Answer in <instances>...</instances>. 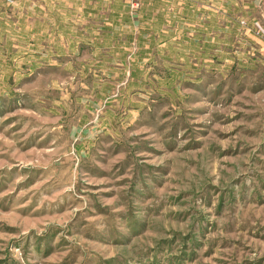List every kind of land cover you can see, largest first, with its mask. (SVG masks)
<instances>
[{
	"label": "rangeland",
	"instance_id": "374dc122",
	"mask_svg": "<svg viewBox=\"0 0 264 264\" xmlns=\"http://www.w3.org/2000/svg\"><path fill=\"white\" fill-rule=\"evenodd\" d=\"M126 1L0 0V264H264V0Z\"/></svg>",
	"mask_w": 264,
	"mask_h": 264
},
{
	"label": "crops",
	"instance_id": "0c3cea01",
	"mask_svg": "<svg viewBox=\"0 0 264 264\" xmlns=\"http://www.w3.org/2000/svg\"><path fill=\"white\" fill-rule=\"evenodd\" d=\"M146 1V6L149 8L159 7V5L161 8L165 7L163 4L165 3L164 0ZM166 2L178 4V1L175 0ZM39 3L42 4V9L39 8ZM185 3L187 2H182L178 5H189V3ZM29 4L31 8V13L29 12L30 18L33 19V21H30L31 33L35 36H40V38H38L40 41L50 40V38L55 35L62 36L61 39L65 43V47H69L70 49L72 47L71 45H73L72 43L76 42L72 39L73 35L80 36L82 39L84 38L82 30L88 34L93 31V28L97 30L98 28L101 30L108 29L105 26L107 23L104 22L102 14L100 13L101 10L108 11L106 21L113 24L115 23L113 17H119L120 13L123 17L127 19L130 18L128 15L130 7L126 0H29ZM1 16H3V13ZM110 17H112V19H110ZM39 18H42V20H39ZM1 24L4 25L3 20ZM73 26H79L81 30H77V27L72 30L71 27ZM42 36L43 38H41ZM98 36H100L101 39L103 37L104 41L111 43L109 35L100 34ZM94 38L96 39L97 37ZM54 40L61 41L58 39ZM98 40L97 38V41ZM62 47L63 46L60 44L55 45L56 52H58L59 55L64 54Z\"/></svg>",
	"mask_w": 264,
	"mask_h": 264
},
{
	"label": "built area",
	"instance_id": "2783aa9c",
	"mask_svg": "<svg viewBox=\"0 0 264 264\" xmlns=\"http://www.w3.org/2000/svg\"><path fill=\"white\" fill-rule=\"evenodd\" d=\"M134 3H138L140 0H132ZM257 29L259 30L260 33L264 34V31L259 27L258 24H256Z\"/></svg>",
	"mask_w": 264,
	"mask_h": 264
}]
</instances>
